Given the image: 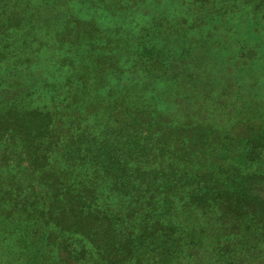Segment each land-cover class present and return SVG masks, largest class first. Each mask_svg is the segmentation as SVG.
Listing matches in <instances>:
<instances>
[{"label":"trees","instance_id":"obj_1","mask_svg":"<svg viewBox=\"0 0 264 264\" xmlns=\"http://www.w3.org/2000/svg\"><path fill=\"white\" fill-rule=\"evenodd\" d=\"M0 226V264H264V0H0Z\"/></svg>","mask_w":264,"mask_h":264},{"label":"rangeland","instance_id":"obj_2","mask_svg":"<svg viewBox=\"0 0 264 264\" xmlns=\"http://www.w3.org/2000/svg\"><path fill=\"white\" fill-rule=\"evenodd\" d=\"M56 69L57 67H56V65L53 63L52 65L51 64H49V63H45V64H39V65H37V66H33L32 67V69H34L33 70V72H35V69H37L38 71H40V72H42L43 71V69L45 70V72L47 71V70H50V69ZM52 72V71H51ZM0 227H5V226H0ZM7 229H9L8 227L6 228V230Z\"/></svg>","mask_w":264,"mask_h":264}]
</instances>
